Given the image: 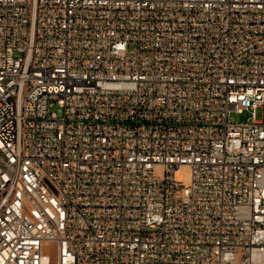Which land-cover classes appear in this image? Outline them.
I'll list each match as a JSON object with an SVG mask.
<instances>
[{
    "label": "built area",
    "instance_id": "built-area-1",
    "mask_svg": "<svg viewBox=\"0 0 264 264\" xmlns=\"http://www.w3.org/2000/svg\"><path fill=\"white\" fill-rule=\"evenodd\" d=\"M0 264H264V0H0Z\"/></svg>",
    "mask_w": 264,
    "mask_h": 264
},
{
    "label": "rangeland",
    "instance_id": "rangeland-1",
    "mask_svg": "<svg viewBox=\"0 0 264 264\" xmlns=\"http://www.w3.org/2000/svg\"><path fill=\"white\" fill-rule=\"evenodd\" d=\"M129 51L131 53L136 52L137 51V45L135 43H131L130 48H129ZM54 111L58 115H62V110L60 109V107H56ZM233 116L238 121H247L248 120V117L251 116V113H249L247 111L245 114H242V115L234 114ZM257 118L258 119H262L263 118V110L261 108L257 110ZM178 176H179V179L184 180V178H185L184 177L185 176L184 171H180V173H178Z\"/></svg>",
    "mask_w": 264,
    "mask_h": 264
}]
</instances>
